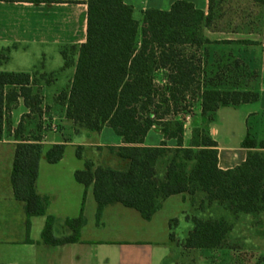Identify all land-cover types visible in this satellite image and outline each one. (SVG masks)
Listing matches in <instances>:
<instances>
[{"label":"trees","instance_id":"trees-1","mask_svg":"<svg viewBox=\"0 0 264 264\" xmlns=\"http://www.w3.org/2000/svg\"><path fill=\"white\" fill-rule=\"evenodd\" d=\"M225 1L208 0L205 15L192 3L179 0L165 11L144 10L137 21L133 8L123 0H87L86 40L78 48L70 86L57 100L75 128L99 134L107 127L123 144L117 154L129 162L127 171L95 168L87 162L84 171L74 174L78 183L93 185L98 215L103 207L119 203L150 220L166 199L181 194L202 195L209 204L226 205L234 215L264 211V141L247 133L241 143L248 150L246 160L223 171L218 168L217 144L208 132L220 108L259 99L248 85L253 72L240 59L222 61L214 56L217 47L255 43L212 41L205 35L217 32L215 25L224 17ZM29 86L27 74L0 73V140L4 116L18 98L30 113L41 117L42 100ZM194 105L203 125L195 132L192 147L184 148V118L192 114L187 109ZM181 113L184 117L177 118ZM155 127L163 141L158 148H146L144 139ZM169 140L176 142L172 151L166 149ZM63 153L62 145L53 146L45 160L57 164ZM41 154L42 147L26 139L15 147L11 186L14 199L24 204L27 230L29 219L47 215L49 206V198L36 190ZM76 157H81L80 148ZM162 160L166 162L163 179L158 171ZM53 222L48 216L41 236L44 244L78 242V219L65 221L72 234L61 239L53 237ZM230 231L223 219L198 220L185 248L222 249Z\"/></svg>","mask_w":264,"mask_h":264},{"label":"crops","instance_id":"crops-1","mask_svg":"<svg viewBox=\"0 0 264 264\" xmlns=\"http://www.w3.org/2000/svg\"><path fill=\"white\" fill-rule=\"evenodd\" d=\"M175 1L179 0H123L134 12L147 9L165 11ZM182 1L192 3L207 15L208 0ZM86 2L0 0V73L29 75V87L33 94H39L43 113L40 123H37L36 115L30 113L23 100L18 98L4 116L0 140V264H179L173 256L177 249L174 243L180 237L179 233H189L194 227L192 218H196V215L191 216V199L194 196L181 194L169 197L150 220L143 219L136 210L119 203L103 207L98 215L93 185L85 187L78 183L74 174L84 171L87 162L95 168L127 171L129 162L117 154L123 146L121 139L107 127L99 134L75 128L65 118L63 105L59 114L46 113V104L50 106L46 103L47 99L56 98L68 90L76 62L70 67L71 77L66 80V87L50 91L57 81V72L44 69L43 66L39 68V65L30 61L31 55L43 60L50 53L57 60L59 73L67 70L66 54L73 52L77 55L79 46L86 40ZM208 34L221 33L206 31L207 37ZM254 35V32L246 34L250 38ZM250 38L248 40L255 44L247 46H256L258 42L260 46L264 45V26L259 40ZM262 60L260 57L259 61L264 62ZM245 61L250 65L248 59ZM261 68H264V64ZM36 74L54 76V82L38 85L34 81ZM256 92L258 101L220 108L208 125L209 136L217 144L220 170L233 169L246 160L248 150L242 148L241 143L247 133L256 139L250 133L248 123L252 116L258 120L264 118V85L259 86ZM251 104L257 108L240 113L241 108ZM222 113L227 116V125L234 128V131L232 128L227 132L225 143L217 139L215 128ZM22 139L42 147L36 190L39 195L49 198L47 215L31 217L28 230L24 204L14 199L11 186L15 147ZM162 141V135L154 133L152 129L145 137L143 146L157 148ZM57 145L64 147L63 157L57 164H49L45 160V153ZM185 146L186 132L183 139ZM77 148H80V158L76 157ZM166 148H176V142L166 141ZM159 174L163 179L164 169ZM48 216L54 218L52 234L56 239L71 236L72 231L65 221L78 219V242L63 246L44 244L41 236Z\"/></svg>","mask_w":264,"mask_h":264},{"label":"rangeland","instance_id":"rangeland-1","mask_svg":"<svg viewBox=\"0 0 264 264\" xmlns=\"http://www.w3.org/2000/svg\"><path fill=\"white\" fill-rule=\"evenodd\" d=\"M224 17L218 22L216 31L221 34H208V37L212 41L223 39H241L240 41H249V36H246L249 32H254V36L250 39H260L259 34L262 32V24H264V3L254 4L247 0H227L222 4ZM140 11L134 12V19L140 21ZM252 23V26H250ZM232 31H236L233 33ZM230 34V35H228ZM237 34V35H236ZM51 56V57H50ZM215 58L226 61V59L238 58L252 73V80L248 82L249 88L256 91L261 85H264V68L261 65L264 62L259 61V58L264 59V45L260 46V42L256 46L247 45H232L226 47H217L215 49ZM77 55L75 53H67L65 56V62L67 64V70L59 73L57 67V60L52 57L50 53L46 54L45 59L41 60L40 57L31 55L33 64L43 66L44 69L54 70L57 72V81L52 86L51 90H63L67 85V79L71 77L70 67L76 62ZM249 60L250 65L245 61ZM264 61V60H262ZM54 76H41L34 77L36 84H51L53 83ZM251 79V78H250ZM62 93V92H61ZM59 95V94H58ZM57 95V97H58ZM57 97L47 99L46 113L56 115L61 111L62 105L58 102ZM257 106L254 104L244 106L241 108L240 113L246 111H252ZM53 111V112H52ZM187 112L192 113L185 119V132H186V146L184 148H191L194 142L193 136L198 129L201 128L203 120L200 118L199 109L196 105L187 109ZM183 113V112H182ZM180 114L177 118H183L184 115ZM43 114V113H42ZM226 115L220 114L219 120L215 125L216 136L220 142L225 143L226 134L233 128L231 125H227ZM42 118L36 115L37 123H40ZM170 117H167L169 119ZM35 121V122H36ZM203 125V124H202ZM250 133L256 137L257 141H264V118L258 120L254 116L250 117L248 123ZM154 133L160 134L159 127L153 129ZM234 131V128L232 129ZM161 145V144H160ZM160 145L158 147H160ZM157 147V148H158ZM169 151L175 148H166ZM166 162L162 160L158 165V171L164 169ZM191 216L196 215V218H192L193 225L198 220L223 219L231 226V231L228 235L227 242L222 249L205 251L197 249H186L185 240L188 233L183 231L179 233V238L175 241V252L173 256L179 264H264V211L256 214H232L226 205L218 203H207L202 195L196 194L191 199ZM195 203V204H193ZM182 229V228H181ZM193 227L191 228V230ZM180 231V228H179ZM184 233H186L184 235ZM183 236V237H181ZM172 239L175 240L174 236Z\"/></svg>","mask_w":264,"mask_h":264}]
</instances>
